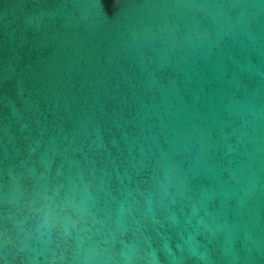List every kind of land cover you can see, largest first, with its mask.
Returning a JSON list of instances; mask_svg holds the SVG:
<instances>
[{"label": "water", "instance_id": "water-1", "mask_svg": "<svg viewBox=\"0 0 264 264\" xmlns=\"http://www.w3.org/2000/svg\"><path fill=\"white\" fill-rule=\"evenodd\" d=\"M0 264H264V0H0Z\"/></svg>", "mask_w": 264, "mask_h": 264}]
</instances>
